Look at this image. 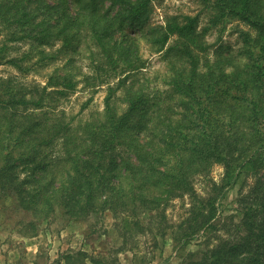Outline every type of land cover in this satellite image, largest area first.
Instances as JSON below:
<instances>
[{
    "label": "trees",
    "instance_id": "obj_1",
    "mask_svg": "<svg viewBox=\"0 0 264 264\" xmlns=\"http://www.w3.org/2000/svg\"><path fill=\"white\" fill-rule=\"evenodd\" d=\"M153 1L0 0V64L27 70L21 58L6 57L10 43L61 40L60 50L77 52L86 34L95 69L87 81L109 84L103 112L76 121L59 108L77 85L72 73L51 75L42 87L0 77V190L15 193L34 219L58 208L118 217L125 207L133 227L144 225L135 213H149L152 225L189 195L193 203L175 231L187 243L214 229L217 198L199 196L196 182L220 164L222 188L254 179L238 199L244 234L189 264H264V0H201L210 11L204 26L201 13L154 24ZM234 21L244 25L236 30L239 52L220 43L211 55L208 32ZM142 38L165 51L163 84L143 70ZM113 77H120L114 85Z\"/></svg>",
    "mask_w": 264,
    "mask_h": 264
},
{
    "label": "rangeland",
    "instance_id": "obj_2",
    "mask_svg": "<svg viewBox=\"0 0 264 264\" xmlns=\"http://www.w3.org/2000/svg\"><path fill=\"white\" fill-rule=\"evenodd\" d=\"M153 6L151 22L154 24L201 13L204 26L210 16V11L201 0H154ZM240 27L244 25L234 21L227 24L224 31L220 25L208 32L211 55L220 43L234 46L238 53L242 42L236 30ZM79 38L77 52L60 50L63 46L61 40L50 45L30 39L10 43L6 57L21 58L27 70L3 63L0 64V77L16 76L23 82L42 87L49 82L51 75L72 73L74 80L78 81L77 85L61 99L59 108L66 112L69 119H90L105 109L109 84L91 86L88 83L86 76L95 74L90 58L94 47L88 35L83 34ZM54 54L56 57H53ZM140 54L144 72L163 84L169 72L165 51H157L148 39L142 38ZM119 79L113 77L111 84H116ZM123 94L122 89L117 91V96ZM253 180L248 178L249 182L245 185L241 177L236 184L222 188L225 168L220 164L215 165L208 175L198 177L196 189L199 196L207 199L216 197L219 208L214 229L207 237L201 233L187 243H182L175 231L193 203L189 195L174 199L160 219L152 220V225L148 224L149 213H135L144 225L133 227V222L126 220L127 217L131 220L132 217L128 216L131 211L125 207H121L118 217L112 210L94 212V209L75 217L58 208L45 218L34 219L31 212L21 208L15 193L0 190V264H94L93 258L102 259L104 264H189L203 255V249L208 250L222 239L232 242L244 234L243 210L238 199L243 185L247 191ZM154 214L156 216L158 212ZM30 222H35V225H29ZM79 252H84V255L77 254ZM70 254L74 256L69 259L67 256Z\"/></svg>",
    "mask_w": 264,
    "mask_h": 264
}]
</instances>
